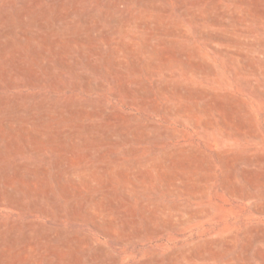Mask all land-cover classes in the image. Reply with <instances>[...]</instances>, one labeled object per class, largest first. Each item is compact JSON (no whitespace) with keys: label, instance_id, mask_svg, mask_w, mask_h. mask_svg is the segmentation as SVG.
Segmentation results:
<instances>
[{"label":"rangeland","instance_id":"rangeland-1","mask_svg":"<svg viewBox=\"0 0 264 264\" xmlns=\"http://www.w3.org/2000/svg\"><path fill=\"white\" fill-rule=\"evenodd\" d=\"M0 264H264V0H0Z\"/></svg>","mask_w":264,"mask_h":264}]
</instances>
